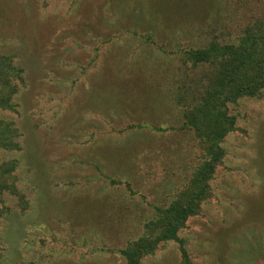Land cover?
<instances>
[{
    "label": "rangeland",
    "instance_id": "1",
    "mask_svg": "<svg viewBox=\"0 0 264 264\" xmlns=\"http://www.w3.org/2000/svg\"><path fill=\"white\" fill-rule=\"evenodd\" d=\"M263 20L264 0H0V264H127L170 215L140 264H264L263 66L216 113L234 126L213 167L189 123L214 71L192 51Z\"/></svg>",
    "mask_w": 264,
    "mask_h": 264
},
{
    "label": "trees",
    "instance_id": "2",
    "mask_svg": "<svg viewBox=\"0 0 264 264\" xmlns=\"http://www.w3.org/2000/svg\"><path fill=\"white\" fill-rule=\"evenodd\" d=\"M262 30H264V20L263 22L255 23L254 26L249 29L248 35H245V37L241 39L240 46L238 45L236 48L232 46L227 48H216L212 45L205 50L192 51L191 56L194 62L211 61L213 63L212 65H214V71L210 75V79H212L211 84H213L211 85L212 91L207 93V98H205L203 105L200 106L202 110L198 112V115L202 117L204 121L195 123L196 121L194 118H191V120L189 119V123L195 124L196 131H194L199 138L200 144L204 146L203 150L206 151L204 156L208 155L210 159H212L207 162L206 168H209L211 164L212 167L215 165L219 155H221L219 151L221 149L218 144L227 133L232 131L234 126V118L224 117L223 120H221L217 117L216 113L224 108L225 104L229 101L234 102L240 96L254 97L259 92L260 86L256 84V74L261 66H263L264 71V60L261 55H257L255 50L257 44L261 43L264 38V36L257 34V32ZM8 70L10 69L3 67L0 62L1 108L10 107L8 104L9 98L3 96V88L8 87V79L6 78L9 77L8 74L6 75L4 72H8ZM13 91L14 89H12L11 92ZM8 132L9 129L7 124L0 122V149L9 148V146L13 145L10 137L7 135ZM182 210H173L170 211L169 214H180V217L184 214V216H186V211ZM193 214L194 213L190 211L188 213L189 216ZM168 218H164L163 221L155 224L152 227L153 233H150L147 238H140L130 242L124 251L120 253L127 264H140L139 259L141 256L152 254L159 240L163 241L165 239L169 240L171 238H176L178 230L176 218L173 215L168 216ZM157 231H160V234H155ZM182 255L186 257V253L183 249Z\"/></svg>",
    "mask_w": 264,
    "mask_h": 264
}]
</instances>
